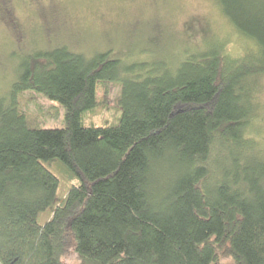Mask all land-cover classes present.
Instances as JSON below:
<instances>
[{
    "label": "trees",
    "instance_id": "obj_1",
    "mask_svg": "<svg viewBox=\"0 0 264 264\" xmlns=\"http://www.w3.org/2000/svg\"><path fill=\"white\" fill-rule=\"evenodd\" d=\"M217 1L255 49H194L173 67L65 45L25 56L0 97V264H264V161L235 153L251 145L264 0ZM102 80L121 84L120 121L85 125ZM28 90L59 101L65 126L29 128L16 108ZM215 139L232 167L210 190Z\"/></svg>",
    "mask_w": 264,
    "mask_h": 264
},
{
    "label": "rangeland",
    "instance_id": "obj_2",
    "mask_svg": "<svg viewBox=\"0 0 264 264\" xmlns=\"http://www.w3.org/2000/svg\"><path fill=\"white\" fill-rule=\"evenodd\" d=\"M217 3V0H0V97L8 93L25 56L37 49L65 45L86 56L110 49L112 57L127 63L164 60L171 67L186 52L194 53V49L199 52L217 48L232 57L255 49V42L229 23ZM120 87V82L99 81L95 91L97 104L82 112V123L117 125L121 117ZM251 98L253 112L244 128L251 145H239L235 153L243 162L253 165L264 161V74L251 83ZM16 108L24 114L29 128L65 126V107L35 91L18 95ZM230 148L220 139L214 140L209 158L212 175L205 183L206 188L213 189L224 167H232ZM160 177L161 180L154 175L152 193L161 192L160 183L164 180Z\"/></svg>",
    "mask_w": 264,
    "mask_h": 264
}]
</instances>
